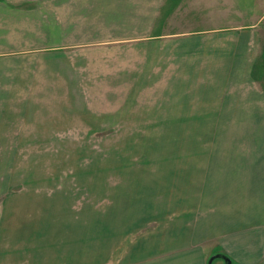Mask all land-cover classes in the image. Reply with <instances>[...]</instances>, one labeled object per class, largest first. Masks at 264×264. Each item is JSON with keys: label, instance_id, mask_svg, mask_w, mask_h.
I'll return each instance as SVG.
<instances>
[{"label": "rangeland", "instance_id": "374dc122", "mask_svg": "<svg viewBox=\"0 0 264 264\" xmlns=\"http://www.w3.org/2000/svg\"><path fill=\"white\" fill-rule=\"evenodd\" d=\"M99 3L104 13L112 7V0ZM259 6L264 0L240 4L243 17L234 24L249 25ZM97 30L82 45L50 51L34 34L13 41L23 81L50 84L40 93L55 94L46 108L57 129L0 152V209L6 194L34 205L29 217L17 211L24 224L14 236L23 249L12 252L25 256L22 264H117L176 222L183 240L191 230L199 239L213 230L210 256H230L238 239L243 252L262 242L264 264V19L241 79L221 66L224 51L200 55L210 45L205 33L195 35V66L172 74L157 51L143 56L120 42H99ZM244 65L235 59L234 66ZM53 244L54 259L27 249ZM211 264L227 263L218 257Z\"/></svg>", "mask_w": 264, "mask_h": 264}, {"label": "crops", "instance_id": "0c3cea01", "mask_svg": "<svg viewBox=\"0 0 264 264\" xmlns=\"http://www.w3.org/2000/svg\"><path fill=\"white\" fill-rule=\"evenodd\" d=\"M251 1L112 0V7L104 13L99 0H0V152L18 151L28 142L24 138L53 135L57 129L54 116L46 108L56 103L51 99L55 94L50 92L48 96L40 93V90L50 89V84L35 79L24 82L22 79V56L14 51L17 46L13 41L21 38L23 32L36 35L35 40L42 42V48L50 51L58 49L59 45L70 46L71 42H79L74 43L75 46L82 45L90 41L87 35L93 33V29H98L95 35L99 42H120L122 47L141 49L143 56L157 51L153 56H162L163 71L172 74L182 73L184 66H195L192 58L200 51L195 35L205 33L203 38L210 45L206 47L204 44L205 49L200 55L209 57L214 50L224 51L229 57L221 66L229 64L232 68L230 73L235 71L233 75L241 79L247 70L248 45L264 19V9L259 6L257 9L262 13L255 16L249 25L234 24L241 20L238 17H243L242 11L238 10L240 4L247 8ZM103 16L106 18L103 19ZM125 42L130 45H123ZM99 47L96 50L103 49ZM262 52L258 56L263 57L264 50ZM133 55L140 54L134 52ZM219 57L215 58L216 62L222 61V57ZM238 57L245 60L241 70L234 66ZM154 61L159 64L157 60ZM252 65L255 68L257 64ZM258 71H262V68L258 67ZM250 78L258 79L256 75ZM165 87L176 88L173 85ZM10 146L14 148H8ZM20 195L6 194L2 199L0 264H22L20 260L25 258L12 252L23 249L14 236L15 229L24 224L17 211H26L29 217L34 205L32 198L26 200L25 196ZM174 224V229L163 239L161 236L157 241L143 242L133 256L119 257L117 264H207L212 254L209 253L208 243L212 244L214 231L205 232L206 236L199 239L191 230L183 240V232L178 230L179 224ZM234 243H237V247L229 244L235 255H228L231 260L238 264H261L262 242L258 243L254 253L250 251L252 247H248V251H241L243 242L239 239ZM27 249L32 257H39L40 254L43 260L55 257L54 244L49 249L42 248L41 252L40 247L32 248L31 245ZM12 258L14 261H11Z\"/></svg>", "mask_w": 264, "mask_h": 264}, {"label": "water", "instance_id": "95a60500", "mask_svg": "<svg viewBox=\"0 0 264 264\" xmlns=\"http://www.w3.org/2000/svg\"><path fill=\"white\" fill-rule=\"evenodd\" d=\"M222 258L224 260V263H227V264H231L232 263V260L225 254L223 253H215L214 255L210 256L208 258V261H207V264H211L212 261L215 259V258Z\"/></svg>", "mask_w": 264, "mask_h": 264}]
</instances>
